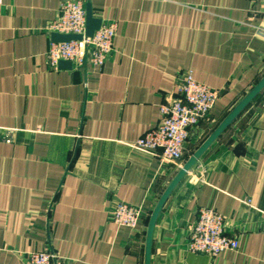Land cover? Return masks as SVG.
<instances>
[{"label":"crops","instance_id":"0c3cea01","mask_svg":"<svg viewBox=\"0 0 264 264\" xmlns=\"http://www.w3.org/2000/svg\"><path fill=\"white\" fill-rule=\"evenodd\" d=\"M62 1L0 0V264L44 247L63 264H264V85L212 140L264 81V0H82L117 21L114 51L56 69L44 27ZM186 71L219 98L162 165L136 141ZM120 201L145 208L138 229L112 220ZM201 207L238 250L188 249Z\"/></svg>","mask_w":264,"mask_h":264},{"label":"built area","instance_id":"2783aa9c","mask_svg":"<svg viewBox=\"0 0 264 264\" xmlns=\"http://www.w3.org/2000/svg\"><path fill=\"white\" fill-rule=\"evenodd\" d=\"M260 28L264 31V27ZM44 30L53 37L46 53L52 68L57 69L63 63L69 64L73 69H82L87 65L102 68L114 51L118 23L101 20L99 28L88 34L86 3L82 0H63L58 17L49 21ZM55 35L72 38L57 40ZM218 98L219 92L216 89L198 81L192 71L184 72L178 83L176 97L160 106L159 123L140 137L136 144L141 148L159 151L162 165H180L191 129L210 115ZM246 202L250 203V199ZM144 215L143 206L120 201L112 211V220L118 225L136 230ZM240 247L239 237L226 231V218L223 214L214 207L199 209L189 234L190 251L216 256ZM25 258L28 264L62 263L59 255L49 247L30 251Z\"/></svg>","mask_w":264,"mask_h":264},{"label":"water","instance_id":"95a60500","mask_svg":"<svg viewBox=\"0 0 264 264\" xmlns=\"http://www.w3.org/2000/svg\"><path fill=\"white\" fill-rule=\"evenodd\" d=\"M87 12H88V34H92V32L99 28L101 25V19L95 18L92 14V11L89 7H87ZM55 39L57 40H68L72 38L71 36H60V35H55ZM63 66H69L67 63H63ZM264 85V81L236 108L232 116L223 124L221 129L216 133V135L212 138V140L221 132L223 128L226 127V125L230 122L232 118H234L245 106L246 104L251 100V98L259 91V89L262 88ZM202 150L199 151L188 163L184 165V167L180 171V176H183L187 173V171L192 167V165L196 162V159L199 157L201 154Z\"/></svg>","mask_w":264,"mask_h":264}]
</instances>
